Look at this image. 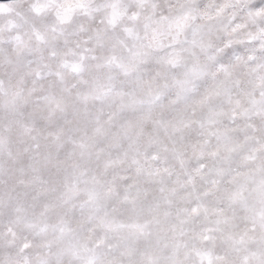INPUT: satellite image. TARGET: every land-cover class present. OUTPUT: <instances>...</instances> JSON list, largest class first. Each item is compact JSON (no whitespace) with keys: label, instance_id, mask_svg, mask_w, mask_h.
I'll use <instances>...</instances> for the list:
<instances>
[{"label":"snow or ice","instance_id":"obj_1","mask_svg":"<svg viewBox=\"0 0 264 264\" xmlns=\"http://www.w3.org/2000/svg\"><path fill=\"white\" fill-rule=\"evenodd\" d=\"M0 264H264V0H0Z\"/></svg>","mask_w":264,"mask_h":264}]
</instances>
